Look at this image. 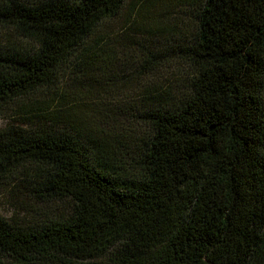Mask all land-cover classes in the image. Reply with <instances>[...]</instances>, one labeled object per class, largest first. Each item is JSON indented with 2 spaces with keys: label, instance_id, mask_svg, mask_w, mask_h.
Listing matches in <instances>:
<instances>
[{
  "label": "trees",
  "instance_id": "1",
  "mask_svg": "<svg viewBox=\"0 0 264 264\" xmlns=\"http://www.w3.org/2000/svg\"><path fill=\"white\" fill-rule=\"evenodd\" d=\"M130 1L0 0V107L101 71L93 36ZM173 26L187 84L147 89L126 132L59 101L0 128V179L51 207L0 215V264H264V0H191Z\"/></svg>",
  "mask_w": 264,
  "mask_h": 264
},
{
  "label": "rangeland",
  "instance_id": "2",
  "mask_svg": "<svg viewBox=\"0 0 264 264\" xmlns=\"http://www.w3.org/2000/svg\"><path fill=\"white\" fill-rule=\"evenodd\" d=\"M190 1L131 0L118 18L105 21L93 36L102 38V57L107 59L101 71L80 79H71V74L70 77L67 75L59 88L40 90L25 101L16 99L0 107V128L10 123L25 125L20 113L25 105L33 103V107H46L50 102L59 101L64 102L61 106L71 104L77 114L96 121L99 127L107 125L110 131L126 132L131 128L137 110L143 106L147 89L170 88L177 92L183 86L181 82L187 84L184 75L188 67L170 53L178 10ZM143 3L145 6L141 8ZM132 16L134 26L126 30ZM2 33L10 38L8 28ZM152 53L157 56L154 64L149 65L147 59L152 58ZM111 71L115 75L112 78L118 80L104 91L101 80L112 74ZM108 115H113V119ZM50 211L51 207L41 204L28 191L0 179V215L8 221L25 224Z\"/></svg>",
  "mask_w": 264,
  "mask_h": 264
}]
</instances>
